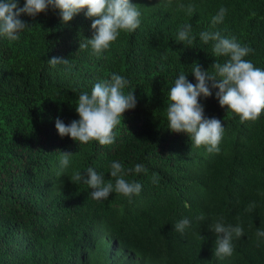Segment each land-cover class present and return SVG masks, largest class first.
<instances>
[{
    "label": "trees",
    "instance_id": "obj_1",
    "mask_svg": "<svg viewBox=\"0 0 264 264\" xmlns=\"http://www.w3.org/2000/svg\"><path fill=\"white\" fill-rule=\"evenodd\" d=\"M131 2L141 13L140 26L121 33L99 58L90 47L79 50L93 35L84 12L67 24L51 8L34 18L22 14L30 26L20 39L0 37V264H264V237L256 235L264 230V112L241 123L219 106L218 89L209 82L212 95L200 103L206 118L224 126L219 153L171 132L166 115L168 91L181 72L195 84V63L213 74L215 60L228 59L214 57L213 42L204 44L201 32L235 37L254 50L246 59L264 70V0ZM222 6L225 18L213 26ZM186 24L191 45L176 41ZM53 57L69 64L52 67ZM112 74L124 76V92L136 98L114 130L115 143L61 138L56 119L78 120L79 94ZM61 151L72 153L62 170ZM112 161L146 169L125 177L142 185L131 202L115 192L97 201L86 184L69 179L92 167L108 180ZM252 203L254 210L245 211ZM220 217L244 230L233 239V255L222 259L214 255L210 231ZM185 218L189 226L176 232L174 225Z\"/></svg>",
    "mask_w": 264,
    "mask_h": 264
},
{
    "label": "clouds",
    "instance_id": "obj_2",
    "mask_svg": "<svg viewBox=\"0 0 264 264\" xmlns=\"http://www.w3.org/2000/svg\"><path fill=\"white\" fill-rule=\"evenodd\" d=\"M173 0H167L169 6ZM184 8V4H178ZM49 8L59 12L62 24H67L81 12L92 21L91 39L81 41L79 50L90 47L91 54L99 58L119 38L121 33L134 32L140 26L141 13L131 0H24L23 7H19V0H0V37L9 42L20 39V34L30 25L19 17L26 14L36 17L46 13ZM195 6L187 5V13L192 15ZM227 9L221 7L212 18V25L222 23ZM204 44L213 42L214 57H227L220 63L217 60L211 65L214 73L203 70L198 64L192 70L196 83L189 82L186 74L181 72L175 79L174 85L167 94L166 115L168 129L173 133H184L193 147H205L209 153H219V145L223 138L224 126L219 119L206 118L200 97H210L211 87L218 89L216 98L221 108L239 116L241 123L257 121L264 112V70L256 67L246 59L254 50L237 42L235 37H223L218 31L200 33ZM191 24H186L178 31L177 43H193ZM50 66L58 64L68 65L69 59L53 57L48 60ZM128 81L120 74H112L108 80H101L94 84L90 92H81L76 104L78 120L65 124L61 119L55 121L58 135L70 137L78 144L98 142L101 146L115 143L117 132L114 131L123 121V114L136 107L133 91L125 93ZM60 157L61 170L69 164L72 153L62 152ZM110 179L105 180L102 174L88 167L86 174L74 171L69 178L72 183H84L91 189V197L97 201L106 200L113 192L122 195L131 202L134 196L140 194L142 185L135 180L129 181L125 177L133 173L146 172L143 164H136L133 168L125 169L119 161H112L109 165ZM153 183L158 177L153 176ZM256 207L250 204L245 211L251 212ZM200 215L197 219L204 220ZM190 221L185 218L174 225V230L181 234L189 226ZM210 231L215 236L214 255L218 258L230 257L235 248L233 239L243 237L244 230L240 225L225 224L223 217L216 219L210 225ZM258 237H264V230H257Z\"/></svg>",
    "mask_w": 264,
    "mask_h": 264
}]
</instances>
